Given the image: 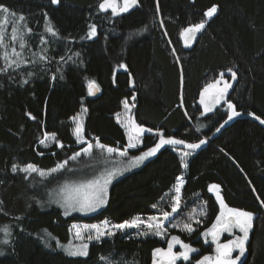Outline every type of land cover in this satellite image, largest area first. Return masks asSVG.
Listing matches in <instances>:
<instances>
[{
  "label": "trees",
  "instance_id": "obj_1",
  "mask_svg": "<svg viewBox=\"0 0 264 264\" xmlns=\"http://www.w3.org/2000/svg\"><path fill=\"white\" fill-rule=\"evenodd\" d=\"M102 1L0 0L17 17L23 14L31 29L21 28L22 39L8 42L22 49L25 64L17 66L0 55V68L6 69L0 72V264H103L102 258L110 257L151 264L154 250L166 247L161 237L118 232L92 243L88 256L71 257L48 248L38 235L49 229L67 242L74 222L120 224L152 215V206L183 175V200L199 194L206 202L205 227L219 213L212 184L220 185L228 205L254 213L244 264H264V124L249 115L264 119V0H159L158 8L157 0H139L137 9L121 17L101 10ZM213 5L217 13L207 18ZM202 20H207L202 36L187 49L183 29ZM49 23L56 35L47 31ZM93 24L97 35L90 37ZM228 69L239 75L230 101L241 115L224 124L227 105L205 115L197 99L207 83L221 73L228 76ZM90 81L99 85L97 96L89 94ZM135 94L134 119L153 131L144 132L142 146L129 152L146 151L160 135L185 144L165 145L143 167L115 181L108 204L98 213L66 217L59 207L42 208L48 190L75 173L71 157L82 146L74 137L72 117L87 109L86 139L125 149L128 136L117 114ZM45 133H56L50 147L40 143ZM201 139L206 143L191 149L184 167L175 148ZM64 161L70 164L47 178L11 171L13 165L29 163L50 170ZM5 229L12 234L6 236ZM175 233L198 245L202 254L211 251L200 231Z\"/></svg>",
  "mask_w": 264,
  "mask_h": 264
},
{
  "label": "snow or ice",
  "instance_id": "obj_2",
  "mask_svg": "<svg viewBox=\"0 0 264 264\" xmlns=\"http://www.w3.org/2000/svg\"><path fill=\"white\" fill-rule=\"evenodd\" d=\"M53 4H59L61 0H51ZM138 0H122V4L119 3V0H103L102 3L99 4V8L103 11H108L111 9L113 15H119L121 13L128 12L130 8L137 5ZM159 7V0H157V8ZM217 6L213 5L212 7L208 8L205 16L207 18H211L214 14L217 13ZM0 12L8 13V16L4 17L3 21H0V46L4 45L5 39V30L4 25L7 23H12L13 26L11 30V40L15 41L18 38L22 39L21 35V28H24L25 31H31V29L27 28L26 25L23 23L25 21V16L23 14L19 15L18 17L14 12H9L4 5H0ZM207 20H202L199 23L192 24L188 27L183 29V35L185 36V43H189L195 39L196 34L199 33L202 29L205 28ZM47 31L56 35V31L52 27L51 23L47 26ZM97 35L96 25L90 26L89 36L94 37ZM23 47V45H21ZM6 47V46H5ZM15 52V49L12 50ZM17 57L20 56L19 52H15ZM4 59L7 62L9 60V54L7 51L4 53ZM12 64H16L19 66V62L13 60ZM11 66V65H9ZM121 67L126 68V65H121ZM6 71V69L0 68V72ZM231 72V79L233 81L236 80L237 74L232 69H228ZM54 78V77H53ZM62 78V77H61ZM223 81V86L220 87L219 85ZM27 83V81H25ZM232 87V84L229 83L227 80H224V73L220 74V79L214 81L213 83H209L206 85L201 93L200 103L204 105L205 112L213 111L215 105L221 103L229 89ZM99 85L96 84L95 81H90L88 86L89 94H95L96 91H99ZM135 99V97H133ZM125 106L127 107V101H125ZM228 109H230L231 114L228 115L227 120L224 121V124H227L228 121L232 120L235 116L241 115L240 112L236 110V106L229 100L227 101ZM83 112H87V109H83ZM28 115L35 119L31 113ZM118 118H119V114ZM255 117L256 120L260 121L261 124H264V119L259 116H256L255 113H249ZM74 121H77L76 128H75V135L77 140L83 143L82 135L84 132V126L82 120H77V117H72ZM128 131V145L127 147L121 151L120 149L113 148L106 146L99 142L97 138V142L93 145L91 142L88 143L87 147L81 149V151L88 156L92 155L93 147L99 148L101 150L107 151L108 154L118 153L119 156L125 157L128 155L129 148H136L139 143H141L140 137L144 132H152L151 128H145L144 126L135 122V120L130 119L128 123L123 125ZM224 125L221 124L220 127L222 128ZM220 128H217L216 131L218 132ZM45 139L56 140V133H45ZM41 144L45 143V140L40 141ZM206 140L201 139L198 143H189L187 147L189 149H198L201 145L205 144ZM185 144L184 140L175 139L172 137L165 138L163 135H160L159 142L155 144L154 147L149 148L147 151L143 152L140 156L133 157L126 168L124 169H113L111 171H107L106 173H101L99 176L94 177L93 179L86 180L84 182L78 184L68 185L62 189L63 195V204L62 206L65 209L64 214L68 215L71 211H80V212H94L98 208L107 204V193H108V185L111 183L112 179L117 175L120 174L122 171L128 170L130 168L136 167L144 160L149 157L154 156L163 146L165 145H182ZM63 146L62 144L60 145ZM80 155L79 152L75 153L71 159L76 160L77 157ZM189 153H183V157L188 156ZM182 157V158H183ZM68 161H64L61 164H58L55 168L50 170H40L34 164H27L23 168H18L17 165H13L11 171L16 173L18 170L24 173H35L38 172L41 177L49 176L52 173H56L63 169ZM184 167H187L185 163ZM177 184L174 186L175 194L172 196L171 202V211H164L161 210L159 215H153L148 217L146 220L141 219L140 216H136L131 220H126L123 223L113 225L115 229L124 230L130 228H141L142 225L146 226V230L143 231L141 234L147 236L149 232L163 236L167 231L163 227V221H168L170 217H173L174 214L178 212L181 208L182 204V188L184 185L183 177L177 178ZM2 183V181H0ZM220 185L212 184L209 186V190L216 193V198L220 204V212L217 215L215 222L212 223L211 227H209L204 233L205 242H207V238L210 236L212 241L215 242V254L214 255H203L199 260L195 261V264H238L240 258L244 256L246 252V242L249 239L250 230L253 228V220H254V213L234 207H229L219 192ZM2 203V202H0ZM206 203V202H205ZM261 204H264V200H261ZM153 208L156 205L152 206ZM205 213L202 212L201 215ZM200 221H197L199 223ZM102 224L105 227H102L101 224H85L82 227L79 225H73V228L76 229L75 237L81 241L78 245L69 244L64 247L65 251L69 256L77 257L82 256L86 257L89 255L88 252V243L84 241H92L97 240L99 241L102 236H113L115 232L108 231L107 225L109 224L108 220H104ZM173 227H178V224H173ZM89 230V234L85 235L84 231ZM90 230H95V235L90 234ZM183 230L187 231L188 233H192L195 229L192 227L191 223H184ZM238 230L241 235L235 234ZM7 231V229H5ZM228 233L233 236L231 239H227L224 242H221L220 237L224 234ZM176 244L181 245L183 251H174V246ZM199 250L192 247L188 243H184L179 236H172L171 241L168 243L166 249L164 248H157L154 250V259L153 264H176L178 260L183 258V260H189L190 254L196 253ZM238 251V255L233 257V253ZM107 260V258H102ZM111 264V262H109Z\"/></svg>",
  "mask_w": 264,
  "mask_h": 264
},
{
  "label": "rangeland",
  "instance_id": "obj_3",
  "mask_svg": "<svg viewBox=\"0 0 264 264\" xmlns=\"http://www.w3.org/2000/svg\"><path fill=\"white\" fill-rule=\"evenodd\" d=\"M6 16H8V13L0 12V21H3L4 17H6ZM11 25H13V24L12 23H7V24L4 25V30H5L4 45L6 47L5 46H0V55L1 54L4 55L5 51H7L8 54H9V60L11 62L13 60H16V61L19 62L20 65H22V64H25L24 57L21 56V55H23L22 54V49L19 48V51H18L15 44H13V45L8 44V42L11 41V30H12ZM23 45H24V43H23ZM13 48L15 49V52H19L20 53V56L19 57H17L15 55V52L12 51ZM10 53H12V54H10ZM125 101H127V107L125 106ZM133 108H134V106H133V103H132V99L131 98L130 99H125L124 100V105H123V111L119 115V118H117L118 122L121 124V126L126 131L127 136H128V131H127V129L123 125L125 123H128L130 121V119L135 120L134 119V116H133ZM83 109H85V108H83ZM83 109L76 116H74V117H77V120H82L83 126H85V119H86L87 113L86 112H83ZM229 111H230V109H229ZM230 114H231V111H230ZM236 117L237 116H235L232 120L228 121L227 124L231 123ZM71 121L73 123V134H74L75 139L77 140V137H76L75 131H74L75 128H76L77 121H74L73 119H71ZM135 122H136V120H135ZM143 135H144V133L140 137L141 143H139L136 148H129L128 149V155L125 156V157L119 156L118 153L108 154L107 151H106V149L105 150H101V149L96 148V147H93V151H92V155L91 156H88L87 154L83 153L80 150L79 151L80 155L77 157L76 160H73L75 163H72V164H74V165L70 164L69 161H68V163L70 164L69 167L70 168H75L74 169V172H75L74 175L71 176V177H69L63 183H61V184H59V185H57L55 187L50 188L48 190V195H47L46 202L43 203V204H41V207L42 208H47V207H50V206H56V207H59L63 211V213H64L65 212V209L62 206V204H63V199L62 198H63L64 193L62 192V189L65 186V184H68V185L78 184V183L84 182L86 180L93 179L94 177L99 176L101 173H106L107 171H111L113 169H124V168H126L127 165H128V163H129V161L133 157L140 156L143 152H145V151H143V152H141L140 154H137V155H133V154H131L129 152V150H131V149H137V148H140L142 146V144H143ZM82 139L84 141L83 143H81V142H79L77 140V143L80 146H82L81 149L87 147V145L89 143V141L85 137V131L83 132ZM43 140H45V143L42 144L44 147H50L52 144L55 143V140H50V139H47L46 140L45 138ZM92 144L95 145L96 143H92ZM152 147H154V146H152ZM152 147H150V148H152ZM117 149H119V148H117ZM161 149L154 156L147 158L146 160H144L142 163H140L136 167L130 168L128 170L122 171L120 174H117L112 179L111 183L108 185V193H107V199H108V201H109V192H110L111 185L115 181H117L118 179H120V178H122V177H124V176H126V175H128V174H130V173H132V172H134V171H136L138 169H140L141 167H143L148 161H150L151 159H153L161 151ZM120 150L123 151L124 149H120ZM175 150L180 154L181 159L183 161V164L184 165H185V163L187 164L189 158L193 154V151L191 149H189V148H186V147H176ZM185 152L189 153V155L186 156V157H183V153H185ZM79 161H80V165L79 166H76L77 163L79 164ZM68 163L65 165L64 168L67 167ZM23 167H20V168H23ZM37 168L40 169V170H43L39 166H37ZM63 169H61V170H63ZM45 171H47V170H45ZM26 174L27 175L35 174V175L41 177L38 172L31 173V174L26 173ZM52 174H54V173H52ZM49 176H51V175H49ZM49 176H45V177H42V178H47ZM182 177L184 179V175ZM177 182H176V184H177ZM174 186L165 195V197L156 205V207L154 208L155 213L152 214V215H149V216H140L141 219H145L146 220L150 216L159 215V213H160L161 210L171 211L172 196L175 194V188H174ZM211 192L216 197V193L213 192V191H211ZM219 192H220V195L223 198L221 188L219 189ZM107 204H108V202H107ZM218 204H219V201H218ZM106 205L98 208L94 212L71 211L68 215H65V214L64 215L66 217H70V216H73V215L89 216V215H93L95 213H98L104 207H106ZM228 206L229 207H232L230 205H228ZM202 212H204L205 214L204 215H201ZM219 212H220V204H219ZM206 214H207V206H206V203L202 199V197L199 194H197L192 199H190L188 201H184L183 198H182L181 208L178 210V212L176 214H174L173 217H170V219L168 221H163V227L167 230L163 236L155 235V234H153L151 232H149V234L147 236L142 235L141 233L146 230V226H144V225H142L141 228H130V229L118 230V229H115L114 227H112L113 225H116V224L109 222V224L106 227H107V230L108 231H112V232H115V233H118V232L119 233L120 232L121 233H128L130 235H134V236H138V237H143V238H145V237H153V236L161 237L162 240L164 241V243L166 244V246H168V243L171 241V237L172 236H179L177 233H175L176 231H180V232L186 234L187 236H191L196 231H200L201 232V240H202V243L205 246L206 245L209 246L210 243H213L211 237L209 236L207 238V242H205V237L203 235V233L209 227H211V226L205 227L204 220H205ZM254 219H255V215H254ZM197 221H200V222L197 223ZM184 223H191L192 224V227L195 229V231H193L192 233H188L187 231L183 230V224ZM85 224H88V223H79V222L72 223L71 224V238L67 242H63L58 236H56L54 233H52L49 229L42 230L41 233L38 236H39V238L42 240V242L48 248H57V249L63 251L65 254H67V252L65 251L64 247H62V246H67L69 244L78 245V244L81 243V241L75 237V231H76V229L73 228V225H79V226L82 227ZM95 224H101L102 227H105L102 224V222L101 223H95ZM173 224H178L179 226L178 227H173L172 226ZM253 226H254V220H253ZM5 228H7V226H5ZM252 230H253V228L250 230L249 239H250ZM7 231H8V233H6L5 235L6 236L7 235L10 236V234H12L11 231H9V230H7ZM237 232H238V230H237ZM84 234L85 235H88L89 234V230H85L84 231ZM90 234L95 235V230H90ZM238 234L241 235V233H239V232H238ZM103 237L104 236H102L101 238H103ZM180 239L184 243H188L192 247H194V248H196L198 250L200 249V247L198 245H195V244H193L191 242H185L181 237H180ZM249 239L246 242V247H247V244L249 242ZM96 241L97 240H92V241L85 240L84 241L85 243H88V245H89L88 252L90 251V245L92 243L96 242ZM209 247L211 248V245ZM174 248L183 251V248L179 244H176L174 246ZM196 253H198V252H196ZM196 253L190 254V259L189 260H184V261L186 263L190 262L192 260L193 255L196 254ZM71 257H73V256H71ZM77 257H82V256H77ZM103 260H104L103 264H109V262H111V264H127L124 261L122 262V261H119V260H113L111 257L110 258H107V260H105V259H103Z\"/></svg>",
  "mask_w": 264,
  "mask_h": 264
},
{
  "label": "water",
  "instance_id": "obj_4",
  "mask_svg": "<svg viewBox=\"0 0 264 264\" xmlns=\"http://www.w3.org/2000/svg\"><path fill=\"white\" fill-rule=\"evenodd\" d=\"M102 2H103V1H102ZM102 2H101V3H102ZM119 3L122 4V0H119ZM139 6H140V1L138 0L137 5H135V6H133L132 8H130L128 12L121 13V14H119V15H114V16H116V17H121V16H123V15H126V14H128V13L134 11V10L137 9ZM105 12H111V13H112L111 9H109L108 11H105ZM205 28H206V25H205ZM205 28L202 29L199 33L196 34V37H195L194 40H192L191 42H189V43H187V44L185 43V36H184L183 33H182V41H183L184 46H185L187 49H193V48L195 47V45L197 44V42L199 41L200 37L202 36V34H203ZM236 74H237V78H236L235 81H233V80L231 79V74H229L228 76L224 75V80H227L229 83H231V84H232V87L229 89V91H228L226 97H225L223 100H221V103L218 104V105H215V107L213 108V111H211V112H205V111H204V105L200 103L201 93H202V91H203V89H204V87H205L206 85H208L209 83H213L214 81L220 79V76L217 77L216 79H214L213 81L207 83V84L201 89V91H200V93H199V97H198V99H197V104H198V106L201 108L202 112H203L205 115H211V114H213L214 112H216V110H217L218 108L227 105V101L231 100V97H232V95H233V93H234V91H235V89H236V87H237V85H238V83H239V75H238L237 72H236ZM219 86H220V87L223 86V81L221 82V84H220ZM132 87H133V86H132ZM99 93H100V90H99V91H96L95 94H92L91 96H97ZM134 97H135V99H132V103H133V104H134V103L136 102V100H137V94H135ZM166 248H167V246L164 247V249H166ZM173 250H174V251H177V252L180 251L179 249H176V248H174ZM236 253H237V251L233 253V257H234V258H235V256H236ZM204 255H214V254H212V253H206V254H204ZM202 256H203V255H202ZM202 256H200L197 260H199ZM247 258H248V253L245 252L244 256H242V257L240 258V261H238V264H244ZM180 260H183V258H181ZM151 264H153V261H152ZM186 264H195V261H194L193 263H186Z\"/></svg>",
  "mask_w": 264,
  "mask_h": 264
},
{
  "label": "flooded vegetation",
  "instance_id": "obj_5",
  "mask_svg": "<svg viewBox=\"0 0 264 264\" xmlns=\"http://www.w3.org/2000/svg\"><path fill=\"white\" fill-rule=\"evenodd\" d=\"M235 234L239 235L237 231H236ZM231 238H233L232 235H230V234H228V233H224V234L220 237V240H221V242H224V241H226L227 239H231ZM214 244H215V242L210 243V245H211V251H210V252H207V253L215 254V247H216V245H214ZM210 245H209V246H210ZM206 246L209 247L208 245H206ZM180 251H181V250H180ZM246 252H247V249H246ZM198 253H200V256L206 254V253L202 254V253H201V249H199ZM238 254H239V253H238V251H237L236 255H238ZM197 259H198V258H197ZM197 259H193V258H192V260H191L190 262L193 263V262L196 261ZM190 262H188V263H190Z\"/></svg>",
  "mask_w": 264,
  "mask_h": 264
}]
</instances>
